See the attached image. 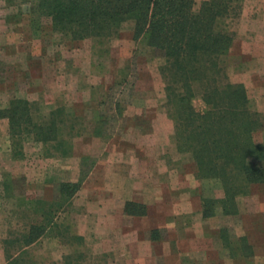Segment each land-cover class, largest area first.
Wrapping results in <instances>:
<instances>
[{
  "label": "rangeland",
  "instance_id": "374dc122",
  "mask_svg": "<svg viewBox=\"0 0 264 264\" xmlns=\"http://www.w3.org/2000/svg\"><path fill=\"white\" fill-rule=\"evenodd\" d=\"M199 1L194 0L195 8ZM233 1L234 12L224 25L233 33V39L251 37L254 23L264 25V0ZM31 12V0H0V109L13 98L24 99L29 102L31 122L46 118L51 109H60L64 118L58 115L53 121H64L59 135L67 139L70 150L63 154L53 141L43 143L30 133L9 135L7 119L0 117V264H4L2 239L25 233L39 219L32 203L38 199L61 205L55 217L59 227L67 228L62 231L66 237L59 238L52 229L45 231L30 245L28 253L36 264H59L61 256L71 250L67 243L71 241L69 234L83 237L85 233L84 223L75 212L85 209L82 202L86 190L89 200L102 197L101 188H95L91 179L88 185L82 182L92 161L101 156L115 166L116 160L123 159L128 180L116 181V188L120 186L121 195L137 191L141 199L151 204L150 214L145 210L146 214L136 219L140 221L137 227L143 228L149 217L152 224L165 223L166 227L151 232V243L165 242L166 250L176 255L175 239L187 236L188 225L195 220L193 190L199 196L215 195L217 190L207 182L190 189L195 179L193 165L187 155L176 152L171 121L166 117L163 83L158 73L163 61L161 50L133 40L130 21L123 22L110 36L71 39L64 32L53 31L46 18L31 21ZM231 52L226 71L231 81H237L240 57ZM191 103L199 112L205 109L197 95ZM255 104L250 102V107ZM257 108L263 127L253 133V140L263 142L264 101ZM98 119H104V124L98 134H93ZM134 157L140 160L134 161ZM65 182L77 185L72 195L81 199L74 210L61 186ZM244 197H248L245 203ZM236 199L240 213L246 206L264 207V193L258 187ZM208 219L197 228L198 235L217 230L215 216ZM242 219L249 232H259L264 221L256 213ZM123 223L132 226L134 219H124ZM95 224L90 218L88 246L82 242L79 247L88 255L84 264H146L139 259L148 246H134L128 254L123 252L119 260L111 251L102 249L107 241L120 243L121 238L141 241V231L114 234ZM232 233L234 229L229 226L222 235ZM158 255L155 264H174L172 259H162L161 251ZM178 256L179 264H197L191 257L185 261V257Z\"/></svg>",
  "mask_w": 264,
  "mask_h": 264
},
{
  "label": "trees",
  "instance_id": "16d2710c",
  "mask_svg": "<svg viewBox=\"0 0 264 264\" xmlns=\"http://www.w3.org/2000/svg\"><path fill=\"white\" fill-rule=\"evenodd\" d=\"M31 4V21L46 18L53 31L71 39L110 36L130 21L133 40L161 50L158 73L175 150L188 156L193 177L200 184L211 183L217 190L215 195H200L203 218L216 212L235 213L236 198L247 195L252 187L264 193V141L253 140V133L263 127L262 116L250 107L243 83L231 81L226 71L233 33L224 22L234 12L233 0H200L196 8L194 0H31ZM195 95L205 105L202 112L192 106ZM28 106V101L13 98L0 109L9 135L30 133L43 143L53 141L61 153L68 154L70 145L59 135L64 121H53L58 115L64 118L60 109H51L46 118L31 122ZM103 124L104 119H98L91 132L98 134ZM61 186L66 199L77 188L69 182ZM32 203L39 219L25 233L2 239L4 264H36L28 249L38 237L51 229L59 238L65 236L67 228L59 227L55 217L61 205L39 199ZM124 211L143 214L145 208L127 201ZM224 231L219 229L218 235L233 263L240 255H251L244 236L233 241L222 235ZM69 238L71 250L61 256L59 264H84L88 255L79 250L82 237L70 233Z\"/></svg>",
  "mask_w": 264,
  "mask_h": 264
},
{
  "label": "crops",
  "instance_id": "0c3cea01",
  "mask_svg": "<svg viewBox=\"0 0 264 264\" xmlns=\"http://www.w3.org/2000/svg\"><path fill=\"white\" fill-rule=\"evenodd\" d=\"M253 25L255 27H253V32L250 33L251 37L246 39H233L229 50L232 51L231 53L240 57V66L236 72V74L239 75L237 81L242 82L247 89L248 93L246 94L249 104L250 102H257L254 108L251 106L252 109L257 110L259 102L264 101V25L261 26L259 21ZM133 160L139 161L140 158L134 157ZM115 162L118 163L117 166L111 163L109 158L105 159V157L102 158L101 156L94 159L89 167L88 173L84 175L83 181L81 180L84 184L88 185L89 179H91L92 183L95 184V188L100 187L102 192L101 198H96L94 200L91 198V200H89V197L91 196L87 189V193L85 197H83L84 199L82 202V204L85 205V209L79 214L75 212V215L84 223L85 233H83L82 242L85 246H88L89 242V219L93 218L96 221L95 225L98 228L108 230L114 234L123 233L121 235H126L127 232H131V230L136 233L139 231L143 233L141 241L132 239L128 242L122 238L120 243L116 242V240L107 241V245L102 248L103 251H111L117 260H119L123 252L126 251L128 254L132 247L135 246L136 248L144 245L148 247H145V249L141 251L142 255L139 260L146 264H155L157 255L160 251L162 253V259L166 261L172 259L171 261H174V264H179L178 255H181L182 259L185 257V261L186 257H191L190 259L195 262L197 261V264H235L233 263L234 260H232L230 254H228L229 250L223 245L222 240L218 235L219 229H226V227L232 226L234 233H232L229 238L234 241L236 238L244 236L246 243L251 248V255L246 258L240 255L237 257L236 264H264V221L260 225L261 228L259 227V232H249V228L244 227L247 225H243L244 221L242 219L245 216L248 219L254 213L260 214L262 219H264V207L259 208L258 206H254L253 208L248 209L246 206V210H243V213H240V210L238 212L237 209L233 214H221L216 212L212 216L203 218L201 215L200 196L195 190H193L191 198L193 202V211L195 212V220L192 224L188 225L189 229L187 230V236L183 235L178 239H175V248L177 250V254L175 255L166 250L165 242H162L161 244L151 243V232L166 227L167 225H165V223L152 224V218L149 217L143 222V228L140 226L137 227L140 221H136V219L141 218L146 213L133 214L124 211V204L129 201L143 205L145 210L150 214L151 204H147V200L141 199L139 197V192L137 191L132 192V194L121 195L122 192L120 186L116 188L115 182L122 181L123 179L127 181L128 178L125 177V170L123 169L125 166L122 164L123 159L116 160ZM96 182H100V185ZM193 182L194 183L190 189H194L197 184L200 183L197 179H193ZM79 198L80 197H75L74 194L69 198L73 210L75 208V203L79 202ZM117 198L120 199L117 200ZM244 198L245 203L248 201V199H246L248 197ZM237 201L238 200L236 199V206H238ZM89 202L92 203L90 206ZM89 207L91 208L89 209ZM89 210L92 211L90 214ZM213 216H215L214 221L217 222V230H215L213 234L208 233L198 235L197 228L199 226L201 228L202 222L205 220L209 221L208 218ZM127 218H133L135 224L133 223V225H130L129 227L128 225H124L123 221L124 219L126 221ZM248 222L250 221L248 220L246 223L248 224ZM200 230L202 231V229ZM93 231L96 230L94 229ZM236 245L237 244H234V246ZM86 251L89 253V250ZM116 255H118V257H116ZM126 260L127 257L123 261L127 262Z\"/></svg>",
  "mask_w": 264,
  "mask_h": 264
}]
</instances>
